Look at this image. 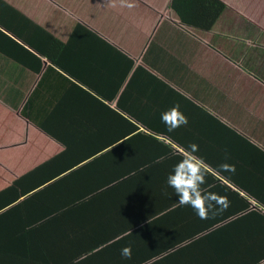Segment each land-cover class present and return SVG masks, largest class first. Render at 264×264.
<instances>
[{
  "label": "crops",
  "instance_id": "1",
  "mask_svg": "<svg viewBox=\"0 0 264 264\" xmlns=\"http://www.w3.org/2000/svg\"><path fill=\"white\" fill-rule=\"evenodd\" d=\"M221 1L209 27L210 0H0L11 264H264V0ZM190 144L206 219L166 184Z\"/></svg>",
  "mask_w": 264,
  "mask_h": 264
},
{
  "label": "clouds",
  "instance_id": "2",
  "mask_svg": "<svg viewBox=\"0 0 264 264\" xmlns=\"http://www.w3.org/2000/svg\"><path fill=\"white\" fill-rule=\"evenodd\" d=\"M122 7H131L128 0H120ZM115 6V5H113ZM161 121L165 124L169 132L176 128L187 125V117L179 111V106L161 114ZM198 145L190 144L181 153L180 160L173 166L166 178L167 187L174 190L176 203L178 206L191 207L194 213L201 219L208 218L209 214H215L221 204L227 205L226 197H221L218 193H213L202 185L207 184V177L210 174L211 166L200 156L196 155ZM218 170L235 172L234 165L221 164ZM131 247L121 249V256L131 259Z\"/></svg>",
  "mask_w": 264,
  "mask_h": 264
},
{
  "label": "trees",
  "instance_id": "3",
  "mask_svg": "<svg viewBox=\"0 0 264 264\" xmlns=\"http://www.w3.org/2000/svg\"><path fill=\"white\" fill-rule=\"evenodd\" d=\"M210 1H212V4L214 6V11H213L212 16L209 18V22H210L209 27H213L215 23L218 21V19L220 18V16L222 15V12L226 9L227 4H225L221 0H210ZM4 241H6V239L0 236V264H4L3 260L7 261L6 264H11V262L15 259H13L12 257L5 258V254L7 252H13V251H9L11 247L9 243L4 242Z\"/></svg>",
  "mask_w": 264,
  "mask_h": 264
},
{
  "label": "rangeland",
  "instance_id": "4",
  "mask_svg": "<svg viewBox=\"0 0 264 264\" xmlns=\"http://www.w3.org/2000/svg\"><path fill=\"white\" fill-rule=\"evenodd\" d=\"M253 9H255L257 12H259L260 11V9L262 10V11H264V5H262V4H257V6H255V7H253Z\"/></svg>",
  "mask_w": 264,
  "mask_h": 264
}]
</instances>
